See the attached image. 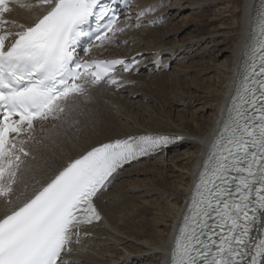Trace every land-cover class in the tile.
<instances>
[{
  "label": "snow or ice",
  "instance_id": "obj_1",
  "mask_svg": "<svg viewBox=\"0 0 264 264\" xmlns=\"http://www.w3.org/2000/svg\"><path fill=\"white\" fill-rule=\"evenodd\" d=\"M15 2L46 11L31 24H17L4 18L12 11L10 0H0V264H75L71 245L80 242L84 226L102 219L94 198L110 178L182 137L150 133L114 139L70 157L50 174L46 162L30 163L36 157L28 145H43L37 125L67 122L93 88L102 82L121 86L117 65L124 71L131 65L77 54L91 18L98 23L97 43L83 48L85 54L124 31L104 0ZM250 47L248 73L209 145L169 264H264V11ZM29 180L36 186L26 194Z\"/></svg>",
  "mask_w": 264,
  "mask_h": 264
},
{
  "label": "bare ground",
  "instance_id": "obj_2",
  "mask_svg": "<svg viewBox=\"0 0 264 264\" xmlns=\"http://www.w3.org/2000/svg\"><path fill=\"white\" fill-rule=\"evenodd\" d=\"M181 1L177 0L176 4L170 6L172 11L175 6H179L174 11L176 15L192 6L197 5L200 9L206 4L204 0H190L189 3L181 6ZM138 2L143 9L151 6L154 15L149 19H143L138 30L131 29L117 40L128 39L127 45L119 44L116 48L108 46L99 51L105 52L108 48L107 53L110 55L137 56L138 59H142L140 65L142 68L146 64L153 66L150 68L151 71L163 64L160 53L164 52L163 49L167 46L172 48L165 52L169 56L168 59L178 57L180 54L186 55L181 57V61L190 57L191 46H171L161 41L162 36L176 31L177 27H180L178 26L180 22L174 21L170 24L172 28H168L169 31L147 26L149 20H154L156 24L159 22V18L156 19L157 14L170 12L163 7L162 3L165 1L138 0ZM223 5L230 18L223 35L225 40L231 43V53L230 59L218 69L209 88L211 114L207 120L200 118L194 126L189 121L179 119V114L172 115L171 109L166 107L167 102L160 100L157 91H161V95L166 93L173 95L170 104L175 106L184 96L178 88L170 91L171 85L165 79L170 75L159 71L158 74L149 76L150 82L146 79L147 74L123 75L122 83L127 84V87H123L118 92L103 85L97 86L91 90L90 98L82 102L80 108L76 109L67 122L43 123L38 128L36 138L47 146L35 144L32 154L36 160L29 162L41 167H44L46 162L47 167H44V171L49 174L66 163L70 157L76 158L92 146L114 139L150 133L182 137L176 144L155 151L157 154L154 153V157L159 156L155 162H149L150 157L133 165L131 169L120 171L116 177L119 181L96 199L97 205L104 214V220L97 227L90 228L87 235L80 239L69 257L75 261V264H169L177 229L182 222V215L189 203L202 162L206 158L212 139L221 129L226 110L231 106L232 98L241 84L245 64L250 55V46L255 41L260 0H226ZM44 11L46 9L40 7L18 8L11 18L31 24ZM166 60L167 58L164 59ZM132 82L135 84L131 86ZM151 84L156 89L151 91ZM145 99H148L146 104ZM156 103H159L160 108L156 107ZM136 106L138 107L135 108ZM106 107H108L107 111L96 114L100 118L94 120L95 124L92 123L90 127L85 128L86 125L89 126L87 122L86 125L83 123L85 126L78 122L84 113L88 114L90 111L92 115ZM109 107L119 110L118 113H112ZM98 132L100 136L95 135ZM180 146L184 149L178 155L175 151ZM170 148L174 149L169 153ZM171 159L178 161L176 164L178 181L172 180L173 173L167 174L163 170ZM148 174L153 175L148 181L140 178ZM132 175L138 181L128 180ZM36 179L41 177L37 176ZM35 186L34 181L29 180L26 194L31 193ZM136 192L140 194H134ZM152 196L153 199L147 198ZM159 198V204L155 203ZM154 203L158 206L154 207ZM152 209L156 210L152 212ZM3 210V206H0V214ZM105 221L108 222V226L104 224Z\"/></svg>",
  "mask_w": 264,
  "mask_h": 264
},
{
  "label": "rangeland",
  "instance_id": "obj_3",
  "mask_svg": "<svg viewBox=\"0 0 264 264\" xmlns=\"http://www.w3.org/2000/svg\"><path fill=\"white\" fill-rule=\"evenodd\" d=\"M164 1L165 2L162 3L164 6L163 5L162 6L166 7L167 10L169 9L170 12L166 11L162 14L159 15L157 14L156 19L159 18L160 22H157V24H153V25L147 24V26L150 28L154 26L159 28L160 30H164V29L168 30V28L169 29L172 28L169 25L173 24L174 21L180 22L178 24V26L180 27H177L176 31L171 33L169 32L165 36H162L161 41H163V43L166 44H171V46L172 45L191 46V50L189 51L190 57H186L184 60L181 61V59L186 55L180 54L178 57H174L173 59H168L169 56H167L165 52L166 50L172 48L170 46H167L163 49L164 52L160 53L161 60L163 62L162 65L160 64L159 66H157V68L151 71L150 68H152L153 66L150 67V65L148 66V64H146L143 66V68H145V66L148 67L146 69H143L140 73L136 75L147 74L148 77L146 79L148 80V82H150L151 80L149 76L158 74L159 71L161 73L169 74L170 76L165 78L167 80L166 82L169 85H171L169 90L173 91L174 88L175 90L176 88H178V91H181V95H183L184 98L178 100L179 104H177L176 106L175 104L171 105L170 103L171 101H173V95H170V93L161 95V91H157V93L160 96V100L167 102L166 107L168 106L167 108L171 109L173 116L179 114L180 115L179 119H183L184 121H189L192 125L195 126L194 123L199 121L200 118L207 120V118L210 117L211 97L209 94V88L213 84L218 69L223 65V63L226 62V60L230 59L231 43L228 40H225V36L223 35L224 31L226 30V26L227 24H229L230 21L229 20L230 18L227 16V12L223 8L224 7L223 2L226 0H204L206 4L203 5L202 8L198 9L197 5L192 6V8L190 7L188 9L182 10L183 12H178L177 15L175 14L176 12L174 11H176L179 8V6H175L174 7L175 9H173V11L171 10L172 5L174 3L176 4L177 0H164ZM187 2L189 3L190 0L189 1L182 0L180 5L181 4L185 5L187 4ZM151 4H156V3H151ZM191 56H193L194 58H192ZM166 58L167 60L164 61V59ZM153 64L155 65V63ZM134 84L135 82H132L130 85L132 86ZM154 89H156L155 86L151 84L150 90L152 91ZM139 96H141V93ZM130 98H128V100ZM147 100L148 99L144 100L145 104L147 103ZM155 105L156 107L160 108L159 103H156ZM137 107L138 106H136L135 108ZM107 109L108 107L96 111L95 113H92V115L91 112L88 111V114L84 113L82 117L78 120V122L81 123V125L83 126L86 125L85 124L86 122L87 124L89 123V126L86 125L85 127L88 128L91 126L92 123L95 124V121L98 120V118H100L96 114H98L101 111L102 112L107 111ZM109 110L112 113H118L119 111V110L116 111L112 108H110ZM90 117L93 120L92 119L89 120ZM103 129H105V126L103 127ZM95 135L100 136L101 134L100 132H98ZM95 135H93V137H95ZM173 149L174 148H170L169 153ZM183 149H184L183 146H180L178 149L179 151L176 150L175 152L179 155L180 151H182ZM154 155L151 156L152 161L150 160L149 162H155L157 158H159V156L154 157ZM147 159H150V157L133 162L132 164L127 165V167L121 171H126L128 169H131L133 165H136L139 162L141 163ZM173 160L171 159V161L166 165L165 168H163V170L164 173L166 171L167 174L173 173L172 180L175 179L174 181H178L179 178H176L178 174L177 173L178 169L176 164L178 163V161L177 160L173 161ZM151 176L153 175L148 174L140 178H144L145 180L148 181L151 178ZM115 180L116 181L111 185L110 189L115 185L117 181H119L117 180V178ZM128 180H130L131 182H133L134 180L138 181V179H136V177L133 175L129 176ZM136 185L137 184H134V186ZM139 185L143 187V185L141 184ZM134 194H140V192H136ZM147 198L153 199L154 196ZM159 202H160V198L155 203L159 204ZM155 203L153 206L154 207L158 206V204L155 205ZM154 210L156 209H152V212ZM104 224L108 226L107 221H105Z\"/></svg>",
  "mask_w": 264,
  "mask_h": 264
}]
</instances>
